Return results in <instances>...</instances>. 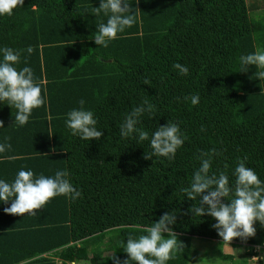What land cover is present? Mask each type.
Wrapping results in <instances>:
<instances>
[{"label": "trees", "instance_id": "1", "mask_svg": "<svg viewBox=\"0 0 264 264\" xmlns=\"http://www.w3.org/2000/svg\"><path fill=\"white\" fill-rule=\"evenodd\" d=\"M128 2L138 22L107 47L92 40L107 19L92 13L100 0H22L11 16H0V46L32 47L31 54L21 51L16 68L26 58L47 99L23 126L14 122V108L0 104V143L10 145L0 153V179L11 183L21 168L34 176L64 170L80 192L75 200L51 198L34 216L5 213L11 201L0 202V264H123L120 243L165 212L175 215L169 227L183 249L167 264H190L192 237L247 249L239 260L221 252L225 264H264V226L254 222L253 236L223 241L213 217L190 211L199 197L182 191L209 156V175L225 173L230 187L238 160L264 181V78L239 63L264 49V0ZM174 63L188 74H178ZM192 95L196 105L185 99ZM81 99L97 119L99 140H82L65 126ZM143 100L152 113L137 127L149 138L167 122L185 137L171 159L152 156L135 134L119 135Z\"/></svg>", "mask_w": 264, "mask_h": 264}, {"label": "clouds", "instance_id": "2", "mask_svg": "<svg viewBox=\"0 0 264 264\" xmlns=\"http://www.w3.org/2000/svg\"><path fill=\"white\" fill-rule=\"evenodd\" d=\"M22 0H0V16H11L13 9L21 5ZM94 15L103 13L106 22L96 26L92 34L93 42L100 47L119 38L125 28L138 22L136 12L130 9L128 0H100L98 7L92 8ZM21 51L31 54L33 49L29 45L25 49L15 50L10 47L0 46V104H6L15 109L14 122L23 126L28 122L32 110L41 106L47 107V99L41 95L40 84L34 79L33 71L27 66L17 70L16 65L20 60ZM241 71H247L249 66L259 69L255 73L260 80L264 78V49L241 55L239 57ZM173 68L178 74L187 75L188 68L180 63H174ZM192 105L199 101L198 95L190 98ZM79 107L72 108L66 113L65 126L71 134L80 139L90 141L99 140L102 131L96 127L97 119L90 109L84 108V100L78 102ZM153 106L147 100L124 117L119 128L121 138H132L135 134L137 142L148 141L152 156H162L171 159L176 150L183 144L185 137L174 123L167 122L158 126L152 132L151 137L146 131L137 127L140 117L145 113L151 115ZM7 138H5L6 141ZM10 145L0 143V153H4ZM145 159H148L145 155ZM211 156L201 158L199 168L193 172L192 180L188 188L182 189L189 199L199 197V206L192 207L190 211L201 216L208 214L214 218L212 227L223 241H230L237 237L245 239L255 233L254 222L264 226V181H261L253 169L246 167L243 160H238L234 170V185L229 186L228 176L220 172L218 175H209ZM67 172L56 170L54 175L34 176L31 169L21 168L17 171L11 183L0 179V202L11 201L10 205L3 209L5 213L14 215H36L33 210H39L53 197L66 196L75 200L80 192L75 189L66 178ZM228 203H223L221 198L229 197ZM175 222V215L163 213L159 219L150 226L142 229V233L133 238L127 237L126 243L122 241L127 258L123 264H167L169 260H175L177 253L181 252L182 245L169 227ZM162 233H166L165 237ZM253 255H251L250 259ZM257 256L254 255L253 258ZM116 264H120L116 261Z\"/></svg>", "mask_w": 264, "mask_h": 264}, {"label": "rangeland", "instance_id": "3", "mask_svg": "<svg viewBox=\"0 0 264 264\" xmlns=\"http://www.w3.org/2000/svg\"><path fill=\"white\" fill-rule=\"evenodd\" d=\"M194 247L190 258V264H225V260L221 258V252L231 253L233 256H236V260L241 259L243 252H246L247 249L242 246H236L233 248L231 244L220 245L217 241L206 240V238L192 237L191 239V249ZM252 256L251 262L257 260ZM238 258V259H237ZM240 264V263H239Z\"/></svg>", "mask_w": 264, "mask_h": 264}]
</instances>
